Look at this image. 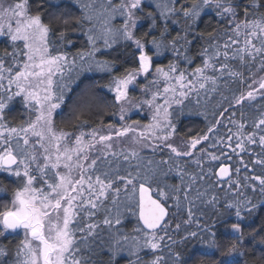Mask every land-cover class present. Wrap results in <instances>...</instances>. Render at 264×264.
<instances>
[{"label":"snow or ice","instance_id":"1","mask_svg":"<svg viewBox=\"0 0 264 264\" xmlns=\"http://www.w3.org/2000/svg\"><path fill=\"white\" fill-rule=\"evenodd\" d=\"M0 38V264H264V0H0Z\"/></svg>","mask_w":264,"mask_h":264},{"label":"trees","instance_id":"2","mask_svg":"<svg viewBox=\"0 0 264 264\" xmlns=\"http://www.w3.org/2000/svg\"><path fill=\"white\" fill-rule=\"evenodd\" d=\"M209 21L212 22V25H215V20L213 18V16L209 15L208 17L205 18L204 23L201 24V30H211L210 28L207 27ZM147 27V24L145 22V25L143 28H141L139 31H144ZM74 39L77 40V45L76 47L70 49V53L74 54L77 50V48H83L86 46V38L83 36H75ZM7 46V42L0 38V54H2L3 52V48ZM193 51H195V45L193 47ZM171 57L170 53H166L164 57L159 58L158 62L162 63V64H167L169 58ZM89 77V82H94L97 80H100V74H93L90 73L88 74ZM103 94H107L105 92V90H100ZM110 95H109V99H110ZM25 112V110L22 108L21 104L17 101L16 103H14L11 107V110L8 114V119L11 123L13 124H18L22 119H26V116L23 115V113ZM68 113V109L64 108L61 112L60 115L57 116V126L58 127H64L65 125L61 122V119L63 116H66ZM132 118L135 119H141V117L139 115H134L132 116ZM102 119L104 120V122L107 123H114L115 122V117L112 116H108V115H103ZM205 126V122L203 117L192 114L189 115L187 114V112L180 116L179 121H178V131L180 132L181 135H184L186 133H188V130L191 129L193 133H198L202 128H204ZM137 223V220L133 217H131L130 215L127 216V218L124 220V230L125 232H127L129 235H133L134 233H132V228L133 226ZM254 226L259 227L260 226V220H256L253 221ZM221 232H223V228H221ZM18 241H13L11 245H9V247H13L15 243H17ZM222 242H226L223 241ZM245 247L248 248L250 251L248 252V256L250 258H255V257H259L261 254V251L264 250V246L260 245L258 243V238L257 241H253L251 239V237L246 238L245 241ZM197 248L200 249L201 252H209L210 250L201 246V245H197ZM109 253L105 252L101 254V260L102 261H107L108 257H109ZM142 256H144V253H141ZM147 258V257H145ZM129 259H135L134 257H129L126 253L121 254L120 256H118L116 258V264H128ZM236 259H239L241 264H243V258L237 257Z\"/></svg>","mask_w":264,"mask_h":264},{"label":"rangeland","instance_id":"3","mask_svg":"<svg viewBox=\"0 0 264 264\" xmlns=\"http://www.w3.org/2000/svg\"><path fill=\"white\" fill-rule=\"evenodd\" d=\"M136 94H139L138 90L136 91ZM134 115H139L141 117V119H142L141 121L143 123H147L148 122L149 111H148L147 108H145L142 113H133V116ZM117 120H118V118L115 117V122L114 123H117Z\"/></svg>","mask_w":264,"mask_h":264}]
</instances>
